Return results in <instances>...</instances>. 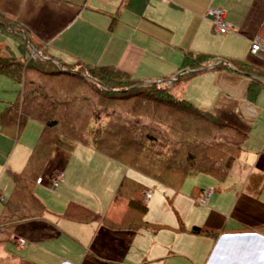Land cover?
<instances>
[{"label":"crops","instance_id":"obj_1","mask_svg":"<svg viewBox=\"0 0 264 264\" xmlns=\"http://www.w3.org/2000/svg\"><path fill=\"white\" fill-rule=\"evenodd\" d=\"M211 9L226 13L231 33H213L206 16ZM2 19L38 46L33 56L62 67H113L145 84L163 83L177 97L248 133L224 183L197 175L186 179L179 191L90 146L56 149L33 192L47 213L14 226V250L23 258L15 257L33 264H264V80L261 90L250 96L253 77L218 70L215 63L188 77L191 71L182 67L187 54L207 55L264 75V54L250 52L254 38L264 40V0H0ZM6 30L0 27V37ZM9 40L17 44L6 47L18 53L19 40L13 35ZM0 87L2 93L9 89L18 95L22 88L5 77H0ZM2 99L0 216L14 189L12 175L25 170L43 130L29 120L34 122L25 123L34 126L30 135L25 124L19 135L16 129L5 132L1 118L13 103L5 100L9 96ZM59 176L62 183L52 189ZM124 177L147 188L143 200H137L146 208L141 224L113 228L64 216L73 203L120 224L129 207L117 194ZM206 190L212 195L200 205ZM148 191L152 196L147 200ZM192 227H206L210 235H192Z\"/></svg>","mask_w":264,"mask_h":264},{"label":"trees","instance_id":"obj_2","mask_svg":"<svg viewBox=\"0 0 264 264\" xmlns=\"http://www.w3.org/2000/svg\"><path fill=\"white\" fill-rule=\"evenodd\" d=\"M8 23L2 19L0 27L5 25L6 31L19 40V57L14 52H10L12 57L0 56V74L22 88L17 101L2 115V127L5 132L16 129L19 135L31 120L43 130L25 170L12 175L14 189L0 216V252L15 243L16 224L40 219L47 213L33 192L56 149L72 151L77 145L90 146L128 170L175 191L197 175L212 177L218 184L226 181L244 151L246 131L177 97L163 83L145 84L113 67L82 63L62 67L41 55L32 58L38 46ZM213 63L218 70L253 77L250 96L263 87L264 75L239 62L187 54L182 67L191 71L186 75L191 77ZM146 190L144 185L124 177L117 194L128 200L129 207L120 224L73 203L64 216L83 223L102 221L113 228L133 227L141 224L146 211L138 202ZM190 233L210 235L206 227H192ZM0 264L33 263L5 254Z\"/></svg>","mask_w":264,"mask_h":264},{"label":"built area","instance_id":"obj_3","mask_svg":"<svg viewBox=\"0 0 264 264\" xmlns=\"http://www.w3.org/2000/svg\"><path fill=\"white\" fill-rule=\"evenodd\" d=\"M166 1V0H165ZM206 16L210 19V22L212 24L213 33L216 35H225L227 33H231L232 27L226 22V13L220 9H211L207 12ZM251 54L253 55H261L264 54V40L260 38L259 36L254 38L251 41ZM37 185L42 184V178H39L37 180ZM60 183H62L61 176L56 177L51 182L52 189H55ZM212 191L206 190L202 193V197L199 201L200 205H206L208 199L211 197ZM146 199H150L152 196L151 191L146 192ZM0 201L4 202V198L0 196ZM19 245H24V240H19Z\"/></svg>","mask_w":264,"mask_h":264},{"label":"rangeland","instance_id":"obj_4","mask_svg":"<svg viewBox=\"0 0 264 264\" xmlns=\"http://www.w3.org/2000/svg\"><path fill=\"white\" fill-rule=\"evenodd\" d=\"M8 36H10V34L6 31V32H4V36H3V34H2V36L0 37V56H2V57H12L13 55L10 53L11 51L9 50V48L8 47H6V45L8 44L12 49H14V47H15V45L17 44L15 41H13V40H9V42L8 43H6V38H8ZM11 43V44H10ZM8 48V49H7ZM16 56L17 57H19V54L18 53H16ZM25 56H26V58L28 57V59H29V57H30V55H28L27 53L25 54ZM40 57V56H39ZM32 58H38L37 56H33L32 55ZM57 66H60V65H57ZM73 70H75L76 72L77 71H79V69L78 68H75V67H73ZM0 77H5V79L7 78V79H9L8 77H6V76H4V75H2V74H0ZM4 81H7V80H4ZM8 83V82H7ZM3 88L4 87H0V100H3L2 98H7L8 96H9V98L10 99H5V100H9L10 102H14L16 99V97H17V95H18V92H17V94H16V92H9V89H8V91L7 92H4V93H2V90H3ZM19 89V88H18ZM19 96V95H18ZM29 122V121H28ZM30 123H34V122H29V124L28 125H30ZM31 125H36V124H31ZM26 127H27V129H26ZM30 127V128H29ZM31 127H34V126H27V124H25V127H24V129H26V131H25V133L26 134H28V135H30V133H32V131H33V128H31ZM35 133V132H34ZM32 137H34V134L32 135ZM31 137V138H32ZM23 139V138H22ZM102 156V155H101ZM0 206H1V204H0ZM22 229H24V227H20L19 228V231H22ZM16 236H19V235H17L16 234ZM4 254H7V255H12V256H18V257H20V258H23V256L21 255V253H17L15 250H14V246L13 245H7L5 248H4V250L2 251ZM22 256V257H21Z\"/></svg>","mask_w":264,"mask_h":264},{"label":"water","instance_id":"obj_5","mask_svg":"<svg viewBox=\"0 0 264 264\" xmlns=\"http://www.w3.org/2000/svg\"><path fill=\"white\" fill-rule=\"evenodd\" d=\"M147 84H151V83H147Z\"/></svg>","mask_w":264,"mask_h":264}]
</instances>
